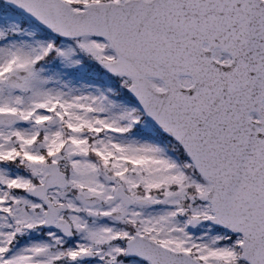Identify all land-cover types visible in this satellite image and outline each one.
<instances>
[{
  "label": "snow or ice",
  "instance_id": "6c2138e0",
  "mask_svg": "<svg viewBox=\"0 0 264 264\" xmlns=\"http://www.w3.org/2000/svg\"><path fill=\"white\" fill-rule=\"evenodd\" d=\"M0 264H264V0H0Z\"/></svg>",
  "mask_w": 264,
  "mask_h": 264
}]
</instances>
